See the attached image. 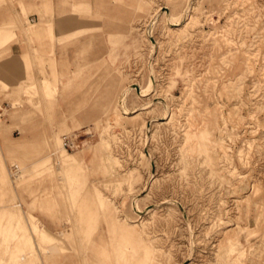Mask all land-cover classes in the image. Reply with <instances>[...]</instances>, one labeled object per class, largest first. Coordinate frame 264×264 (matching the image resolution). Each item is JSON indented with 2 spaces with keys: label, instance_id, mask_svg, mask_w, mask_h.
Here are the masks:
<instances>
[{
  "label": "rangeland",
  "instance_id": "374dc122",
  "mask_svg": "<svg viewBox=\"0 0 264 264\" xmlns=\"http://www.w3.org/2000/svg\"><path fill=\"white\" fill-rule=\"evenodd\" d=\"M113 1L77 11L72 128L0 155V264L27 218L59 246L23 264H264V0Z\"/></svg>",
  "mask_w": 264,
  "mask_h": 264
},
{
  "label": "crops",
  "instance_id": "0c3cea01",
  "mask_svg": "<svg viewBox=\"0 0 264 264\" xmlns=\"http://www.w3.org/2000/svg\"><path fill=\"white\" fill-rule=\"evenodd\" d=\"M84 2L101 11L110 0H0V120L5 119V124L0 126V155L5 164L10 148L41 146L45 134L52 132L57 136L61 129L72 128V119L64 117H72V67L78 62L72 56L82 49L81 44L72 43V35L92 27L90 19L82 18L77 12ZM28 86L36 87L42 94L47 86L50 88L56 103L53 109L48 107L46 114L59 117L58 126L43 123V114L30 105L13 111L12 96L20 87ZM23 97L28 99L27 95ZM16 223L25 232L16 236L8 251L10 257L3 264H23L30 255L39 259L44 254L43 245L59 246L56 242L47 243L58 232L51 223H29L28 218L26 223ZM34 246L39 249V255H32Z\"/></svg>",
  "mask_w": 264,
  "mask_h": 264
},
{
  "label": "built area",
  "instance_id": "2783aa9c",
  "mask_svg": "<svg viewBox=\"0 0 264 264\" xmlns=\"http://www.w3.org/2000/svg\"><path fill=\"white\" fill-rule=\"evenodd\" d=\"M72 145H73V143L71 142V140H69V139L64 140V146L66 149L72 148ZM14 169H15V171H18L19 170L18 165H14Z\"/></svg>",
  "mask_w": 264,
  "mask_h": 264
}]
</instances>
